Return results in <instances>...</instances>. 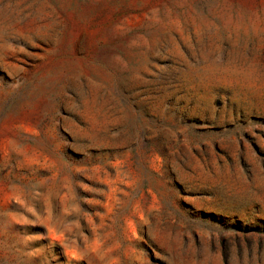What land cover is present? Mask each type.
Here are the masks:
<instances>
[{"label":"rangeland","instance_id":"obj_1","mask_svg":"<svg viewBox=\"0 0 264 264\" xmlns=\"http://www.w3.org/2000/svg\"><path fill=\"white\" fill-rule=\"evenodd\" d=\"M0 264H264V0H0Z\"/></svg>","mask_w":264,"mask_h":264}]
</instances>
